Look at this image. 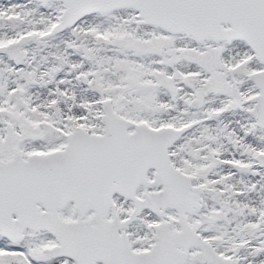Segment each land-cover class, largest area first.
Here are the masks:
<instances>
[{"label":"snow or ice","instance_id":"6c2138e0","mask_svg":"<svg viewBox=\"0 0 264 264\" xmlns=\"http://www.w3.org/2000/svg\"><path fill=\"white\" fill-rule=\"evenodd\" d=\"M0 264H264V0H0Z\"/></svg>","mask_w":264,"mask_h":264}]
</instances>
